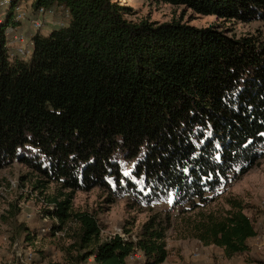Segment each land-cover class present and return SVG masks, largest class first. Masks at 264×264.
<instances>
[{"label":"trees","instance_id":"16d2710c","mask_svg":"<svg viewBox=\"0 0 264 264\" xmlns=\"http://www.w3.org/2000/svg\"><path fill=\"white\" fill-rule=\"evenodd\" d=\"M226 21H264V0H160ZM62 18L32 35L27 60L7 46L21 24L16 4ZM118 0H14L0 14V170L20 162L35 187L56 183L46 213L67 223L73 264H144L168 258L177 215L217 198L264 155V38L213 24L128 18ZM57 25V24H56ZM101 188L139 206L169 202L133 235L105 236L95 212L77 210L76 191ZM217 213L197 212L183 238L227 256L250 249L257 228L236 198ZM168 209V208H166ZM29 230V229H28ZM33 230V229H32ZM25 231L28 239L38 230ZM34 233L36 235H34Z\"/></svg>","mask_w":264,"mask_h":264},{"label":"rangeland","instance_id":"374dc122","mask_svg":"<svg viewBox=\"0 0 264 264\" xmlns=\"http://www.w3.org/2000/svg\"><path fill=\"white\" fill-rule=\"evenodd\" d=\"M121 4L132 8L128 18L139 22L149 19L159 23L182 19L184 22L205 27L219 24L238 36L259 34L264 38V21H226L220 20L215 15H198L185 6H176L164 3L160 0H118ZM27 20L23 23L21 31L31 37L33 30L30 20L35 18L31 3L27 2ZM44 26L43 34H49L55 27L60 26V16L46 14L42 17ZM57 24V25H56ZM34 44L30 45L33 51ZM24 57L25 59H29ZM36 176L28 166L14 162L0 170V264H73L66 253V248L72 243L69 236V226L75 223L69 222L64 230L57 231L55 235H49L54 223L58 219L52 218L48 210H53L54 205L48 201L58 191L56 183H49L47 187L36 189ZM217 198L209 204L201 205L196 211L179 214L171 211L173 226L168 230L167 241L170 254H177L180 248L182 254L193 255V247L202 242L196 238H183L186 223L195 220L197 212L214 211L221 213L230 208L228 200L236 198L247 207L245 212L253 220L257 235L250 239L251 247L242 255L245 261H253L252 264L264 262V155L263 157L241 177L230 181L218 189ZM113 196L101 188H93L89 191H76L73 205L77 210H89L95 212L104 226L105 236L115 233L125 234V229L131 230L135 235L150 214L171 209L173 197L169 202L159 201L154 206L136 205L131 197H117L111 202ZM168 208V209H166ZM47 228V232L41 229ZM29 229V230H28ZM38 230V235L28 239L25 231ZM32 230V231H33ZM34 235H36L34 233ZM126 235V234H125ZM180 252V253H181ZM181 256V255H180ZM144 264V260L140 264Z\"/></svg>","mask_w":264,"mask_h":264},{"label":"built area","instance_id":"2783aa9c","mask_svg":"<svg viewBox=\"0 0 264 264\" xmlns=\"http://www.w3.org/2000/svg\"><path fill=\"white\" fill-rule=\"evenodd\" d=\"M14 4V0H0V14L5 11L6 8H9ZM16 16L15 20L20 22L21 24L27 20V10L23 7V4L15 5ZM52 10H46L45 8H40L38 12V17H35L30 20L33 30L41 31L44 26L42 17L46 14H53ZM33 44L32 36H27L24 31L16 32L10 37V40L7 46L10 48L12 55L17 54L21 57H28L32 53V49L30 45ZM42 232H47V228L43 227L41 229ZM122 236L126 237L125 234L120 233ZM251 247V245H250ZM194 256H198V252L193 253ZM143 257L142 253L138 250L130 257L131 260H136ZM252 264V263H247ZM264 264V262H263Z\"/></svg>","mask_w":264,"mask_h":264},{"label":"crops","instance_id":"0c3cea01","mask_svg":"<svg viewBox=\"0 0 264 264\" xmlns=\"http://www.w3.org/2000/svg\"><path fill=\"white\" fill-rule=\"evenodd\" d=\"M23 23L17 27L18 30L14 31L13 34L21 31V28H23V25H24ZM31 35H33V33ZM249 243L251 245L250 240H249ZM193 249L194 250L198 249L197 250V252L199 253L198 256H194L189 253L187 254V252L182 254L180 248H178V253L174 255L169 254L168 258L162 264H247V263H253V261L252 262L245 261L242 257V255L248 251H245L240 254H235L232 256H227L224 253V250L222 248L214 246V245H204L203 243L196 244L193 247ZM194 252L195 251H193V253ZM139 260L141 263L143 261V257L139 258Z\"/></svg>","mask_w":264,"mask_h":264}]
</instances>
